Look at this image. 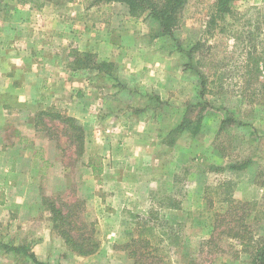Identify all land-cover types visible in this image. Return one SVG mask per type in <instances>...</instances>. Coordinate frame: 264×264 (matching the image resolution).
Here are the masks:
<instances>
[{
    "label": "rangeland",
    "instance_id": "1",
    "mask_svg": "<svg viewBox=\"0 0 264 264\" xmlns=\"http://www.w3.org/2000/svg\"><path fill=\"white\" fill-rule=\"evenodd\" d=\"M78 1L108 18L106 0ZM214 1L188 0L171 34L146 13L132 20L124 40L152 49L127 50L135 63L126 68L72 51L103 92L82 98L81 118L46 99L43 112L15 114L0 130L1 141L20 142L0 156V264H35L36 250L47 264H252L264 237V0H232L217 15ZM67 2L0 0V55L19 10ZM68 95L76 114L80 97ZM143 218L151 231L140 229ZM63 228L98 247L78 254Z\"/></svg>",
    "mask_w": 264,
    "mask_h": 264
},
{
    "label": "crops",
    "instance_id": "2",
    "mask_svg": "<svg viewBox=\"0 0 264 264\" xmlns=\"http://www.w3.org/2000/svg\"><path fill=\"white\" fill-rule=\"evenodd\" d=\"M78 3V0H73L67 2L65 8L47 4L38 9L18 11V21L15 17L14 24L9 28L11 39L4 48L7 56L5 58L3 53V56L0 55V130L10 128V123L13 122L11 118L15 114L25 117L43 112L44 109L40 106L46 99L60 100L61 103L63 99L64 104L60 106L70 116L79 119L85 115L86 105L82 98L89 92L91 96L94 91L99 95L103 93L99 84L101 78L94 74L85 75L84 68L76 66L70 58L72 51L77 54L91 52L98 58L102 56L104 60L126 68L135 63H130L126 51L135 49L137 53L145 49L136 42L124 40L125 37H130L133 28L130 22L137 17L131 16L126 9L115 10L122 3L106 2L104 5L111 9L106 14V19L97 3L89 2L86 7ZM38 29L43 30L42 41L36 40L39 45H33V37L40 32ZM27 34L30 38L26 37ZM151 47H146L145 50L152 49ZM35 48H39L41 52L35 54ZM136 53L134 57L139 58ZM120 57L123 58L119 60ZM134 66L136 65L131 66L132 70H135ZM131 76L123 77L135 78L133 74ZM108 78L114 83L119 79L114 73L109 74ZM120 80L125 82L121 78ZM113 92L116 93L115 90ZM67 94L73 98L80 97L76 99V114L71 112V106L74 105L65 100ZM1 140L0 156L4 155L8 160L14 153V147L17 150L20 142L17 140L5 143ZM36 251L35 255L38 256ZM2 255L3 251H0V256Z\"/></svg>",
    "mask_w": 264,
    "mask_h": 264
},
{
    "label": "trees",
    "instance_id": "3",
    "mask_svg": "<svg viewBox=\"0 0 264 264\" xmlns=\"http://www.w3.org/2000/svg\"><path fill=\"white\" fill-rule=\"evenodd\" d=\"M232 0H215L213 4H215V15L230 12V2ZM106 2H120L127 6L128 12L131 16L138 17L142 14L146 13L148 17H151L152 19L156 20L159 23V34H171L173 30L180 24V19L182 15V11L188 2V0H106ZM256 23L264 24V16L263 20L259 21V19L256 21ZM264 26V25H263ZM258 28V27H256ZM49 114V113H46ZM56 117H61L62 121L71 122V125L75 128L74 125L75 119L70 116H63L59 113H53L50 114ZM182 124H179L173 131H176L178 129H182ZM81 133V132H80ZM82 140V139H81ZM82 144V143H81ZM264 218V217H263ZM66 219H64V216L61 215V224L65 222ZM150 218H143L139 220L140 229H145L148 231H151L153 226L149 225ZM69 224V222H66V224ZM54 227H60L62 226L60 224L54 225ZM61 234L63 236L65 244L77 252L80 255H89L95 251V249L98 247V245L95 243H92L83 239L82 241H77L72 239V236L70 235V230L63 228L61 229ZM142 232V231H141ZM136 243H143V246L148 243V239H145L142 234L136 239ZM90 244V247H87ZM86 245V247H85ZM143 246L139 247L138 250L142 249ZM7 249L12 250H26V246H9L5 245ZM129 256L134 257L135 251L129 250L128 252ZM31 258L35 264H47L42 261H39L35 255L32 253ZM252 264H264V237L261 239V241L256 245L254 253L252 254Z\"/></svg>",
    "mask_w": 264,
    "mask_h": 264
}]
</instances>
